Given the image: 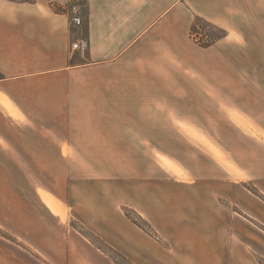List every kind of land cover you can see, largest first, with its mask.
I'll use <instances>...</instances> for the list:
<instances>
[{"label": "crops", "instance_id": "1", "mask_svg": "<svg viewBox=\"0 0 264 264\" xmlns=\"http://www.w3.org/2000/svg\"><path fill=\"white\" fill-rule=\"evenodd\" d=\"M70 1L0 0V166L80 189L3 223L0 264H116L73 217L138 264H262L264 0H84L82 25Z\"/></svg>", "mask_w": 264, "mask_h": 264}, {"label": "rangeland", "instance_id": "2", "mask_svg": "<svg viewBox=\"0 0 264 264\" xmlns=\"http://www.w3.org/2000/svg\"><path fill=\"white\" fill-rule=\"evenodd\" d=\"M29 1H35L38 2V4L47 6L46 0ZM50 5H52V2H50ZM194 26L195 29L197 28V26H199L198 28L205 31L212 40L219 37L217 31L215 30V27L210 23L197 19L194 22ZM64 168L65 166H0L1 232L5 230V228L2 226L3 223H8L15 227L21 226L22 224H26V226H28L29 221L32 220L31 213H29V208H36L37 205L40 203L39 194H44L48 191L57 196L65 197V201L71 202L69 200L72 198L70 193H72V191L74 190L78 191L79 187L77 186V182L75 180H72L70 182L62 179ZM100 187L106 190L116 189L118 191L117 195L119 197H125V184H119L117 187L111 185H102ZM64 204H62L63 207L66 205ZM125 208L131 211L133 213V216H136V212L134 210L124 206L123 211ZM22 209L24 210L23 212H21ZM70 224L72 227H74V225L79 226L81 222L73 217L70 221ZM149 229L151 230V232H153L150 225ZM122 262L124 264H127L126 261L122 260ZM261 263L264 264V261H262Z\"/></svg>", "mask_w": 264, "mask_h": 264}, {"label": "trees", "instance_id": "3", "mask_svg": "<svg viewBox=\"0 0 264 264\" xmlns=\"http://www.w3.org/2000/svg\"><path fill=\"white\" fill-rule=\"evenodd\" d=\"M23 1H28V0H23ZM52 7L54 8L55 11L61 12L62 9L60 6L57 4L52 3ZM126 215L138 226L143 228L149 233H152L151 230L149 229V225L144 220L138 213H135L136 216H133V213L129 211L127 208L124 209ZM74 228L77 229L81 234H83L86 238H88L95 246H97L101 251H103L106 255H108L115 263L118 264H124L122 262L126 261L127 264H136L133 261H131L127 256H125L123 253H121L117 248L109 244L107 241H105L102 237H100L97 233H95L93 230L89 229L86 227L83 223L79 224V226H75ZM0 234L5 236L6 238L12 240V241H17L12 235H10L7 232H1Z\"/></svg>", "mask_w": 264, "mask_h": 264}, {"label": "built area", "instance_id": "4", "mask_svg": "<svg viewBox=\"0 0 264 264\" xmlns=\"http://www.w3.org/2000/svg\"><path fill=\"white\" fill-rule=\"evenodd\" d=\"M84 0H71L68 4L62 7V9L68 14L71 19V22L76 25H82L84 20ZM199 26H197L198 28ZM193 39L202 44H206L211 42V38L209 35L201 30L195 29L192 32ZM89 46V42L87 40H82L80 42H76L73 45L74 49L86 50Z\"/></svg>", "mask_w": 264, "mask_h": 264}]
</instances>
